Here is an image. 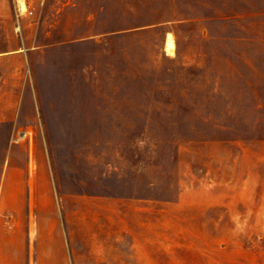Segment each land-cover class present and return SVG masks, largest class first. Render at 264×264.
Returning a JSON list of instances; mask_svg holds the SVG:
<instances>
[{
    "label": "rangeland",
    "instance_id": "obj_1",
    "mask_svg": "<svg viewBox=\"0 0 264 264\" xmlns=\"http://www.w3.org/2000/svg\"><path fill=\"white\" fill-rule=\"evenodd\" d=\"M11 2L38 103L0 130V202L34 166L76 264H264V0Z\"/></svg>",
    "mask_w": 264,
    "mask_h": 264
},
{
    "label": "crops",
    "instance_id": "obj_2",
    "mask_svg": "<svg viewBox=\"0 0 264 264\" xmlns=\"http://www.w3.org/2000/svg\"><path fill=\"white\" fill-rule=\"evenodd\" d=\"M12 9L11 0H0V22L10 20ZM27 61L22 37L18 49L0 52V130H22V118L36 117L38 98L23 91ZM5 181L0 202V264H76L70 229L55 194L34 191L28 197L22 189L27 176L9 175Z\"/></svg>",
    "mask_w": 264,
    "mask_h": 264
},
{
    "label": "bare ground",
    "instance_id": "obj_3",
    "mask_svg": "<svg viewBox=\"0 0 264 264\" xmlns=\"http://www.w3.org/2000/svg\"><path fill=\"white\" fill-rule=\"evenodd\" d=\"M23 1V0H22ZM167 49L169 50V52L172 53L173 51V48L175 47V44L172 40L171 37H168L167 38ZM24 136V135H23ZM35 172H34V166L32 167V170H31V180H30V184H31V188H32V191L31 192H34V186H35V183H36V180H35Z\"/></svg>",
    "mask_w": 264,
    "mask_h": 264
},
{
    "label": "built area",
    "instance_id": "obj_4",
    "mask_svg": "<svg viewBox=\"0 0 264 264\" xmlns=\"http://www.w3.org/2000/svg\"><path fill=\"white\" fill-rule=\"evenodd\" d=\"M18 11H19V14L22 15L24 13H30L32 14L33 11L32 10H29L28 8V4L26 3V1L24 2H18Z\"/></svg>",
    "mask_w": 264,
    "mask_h": 264
}]
</instances>
